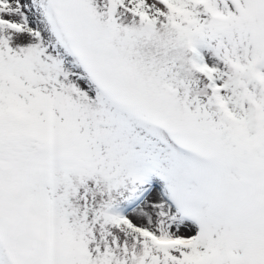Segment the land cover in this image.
Returning <instances> with one entry per match:
<instances>
[{
    "label": "snow or ice",
    "instance_id": "obj_1",
    "mask_svg": "<svg viewBox=\"0 0 264 264\" xmlns=\"http://www.w3.org/2000/svg\"><path fill=\"white\" fill-rule=\"evenodd\" d=\"M0 264H264V0H0Z\"/></svg>",
    "mask_w": 264,
    "mask_h": 264
}]
</instances>
